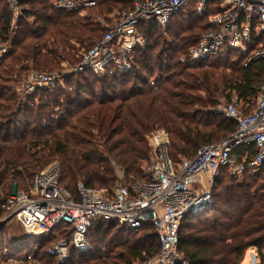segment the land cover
I'll return each mask as SVG.
<instances>
[{"label":"trees","instance_id":"trees-1","mask_svg":"<svg viewBox=\"0 0 264 264\" xmlns=\"http://www.w3.org/2000/svg\"><path fill=\"white\" fill-rule=\"evenodd\" d=\"M53 1L21 0L13 25L8 1L0 0V215L8 197L29 191L35 174L53 159L61 165L62 186L73 189L82 182L110 189L122 172L127 183L143 176L152 132L169 133V155L177 162L235 132L236 121L217 109L223 102L236 97L250 110L255 106L264 59L248 66L244 62L264 48V32H253L246 51L230 50L218 60L193 63L190 48L215 12L199 13L194 0L166 27L142 23L146 49H132L130 69L64 72L79 62L81 48L104 36L114 8L130 5L103 0L82 11H66ZM3 44L8 45L5 53ZM31 70L56 71L65 86L58 81L27 93L24 79ZM243 150L234 152L240 157ZM227 173L214 181L211 205L181 222L179 247L188 264H243L253 249L258 264H264V169L241 179ZM7 227L0 226V260L43 251L55 263L47 246L56 237H71L70 226L60 225L57 234L28 235L13 243L7 240ZM86 237L88 251L70 245L71 263L139 264L152 260L160 247L151 224L127 230L101 219L92 222Z\"/></svg>","mask_w":264,"mask_h":264},{"label":"built area","instance_id":"built-area-1","mask_svg":"<svg viewBox=\"0 0 264 264\" xmlns=\"http://www.w3.org/2000/svg\"><path fill=\"white\" fill-rule=\"evenodd\" d=\"M7 1L15 15V25L21 0ZM101 1L54 0L53 4L66 11H82ZM126 1L130 7L114 17L104 36L92 47L81 48L77 54L79 62L64 72L90 69L101 74L111 66L119 71L130 69L132 49L135 46L146 49L142 23L154 21L166 27L183 6L194 0ZM196 1L199 13L209 9L215 12L208 15L205 29L190 48L193 63L214 60L225 51H246L253 32H264V0ZM7 50L3 47L1 52ZM259 59H264V48L250 54L244 66ZM58 81L61 78L56 71L31 70L24 79V88L32 93L39 86L50 88ZM257 89L251 110L236 97L217 108L236 121L237 129L226 138L201 146L193 156H183L174 162L169 155V133L164 129L152 132L149 136L152 154L143 167V176L130 183L122 175L110 189L90 188L82 182L70 189L60 184V163H51L35 174L29 191H17L8 197L0 224L18 220L29 236H48L60 225L70 226V239L62 238L51 251L61 253L58 264L67 262L71 244L78 252L91 248L86 235L94 221H114L127 230L151 224L160 247L152 260L139 264H188L179 247L183 218L211 205L209 189L224 171L242 177L264 169V81L257 84ZM237 148L244 149L240 157L234 152Z\"/></svg>","mask_w":264,"mask_h":264},{"label":"rangeland","instance_id":"rangeland-1","mask_svg":"<svg viewBox=\"0 0 264 264\" xmlns=\"http://www.w3.org/2000/svg\"><path fill=\"white\" fill-rule=\"evenodd\" d=\"M5 2H7V0H5ZM9 3V2H8ZM113 3V2H112ZM120 6L121 5H118V6H116V8H114V11L112 12V13H110L109 15H108V18L110 19V21H109V23H107L108 25H110V24H112V22L114 21V17L118 14V13H120V12H122L124 9H120ZM88 11L89 10H87V11H84L83 13L85 14V13H88ZM12 17H13V21L15 20V15H14V13L12 12ZM205 27L206 26H204V28H203V30L205 29ZM203 30H201V32L203 31ZM200 32V33H201ZM199 33V34H200ZM199 34H198V37H199ZM181 40H183V39H179L178 40V42L179 41H181ZM3 47H6V49L8 48V45H6V44H3V45H1V49L3 48ZM228 51H225L224 53H222L220 56H218L216 59H214V60H212V61H215V60H218L220 57H222L223 55H225L226 53H227ZM130 54V56H131V53H129ZM232 57H234V56H236V53L235 54H233V55H231ZM64 65H67V64H64ZM60 84L62 85V86H65L64 85V82L63 81H61L60 82ZM224 104H226L227 102H223ZM240 104H244L242 101H241V103ZM245 105V104H244ZM150 136V135H149ZM149 136H148V140H149V144H150V147H151V153H150V156H151V154H152V146H151V142H150V138H149ZM150 159V158H149ZM58 161V159H53L49 164H47L46 165V167L48 166V165H50L51 163H53V162H57ZM149 161V160H148ZM147 161V162H148ZM59 162V161H58ZM146 164V162L144 163V165ZM144 165H143V167H144ZM44 169V168H43ZM123 174H121V176H122ZM233 176L232 174H230L229 172L226 174V176L227 177H229V176ZM226 176H225V178H226ZM230 176V177H231ZM243 177V176H242ZM242 177H239L240 179L242 178ZM214 184V183H213ZM210 192H211V190H212V186L210 187ZM15 193V192H14ZM7 233H8V235H7V240H11L12 239V242L13 243H18V242H22V240L23 239H25L27 236H28V234H27V232H26V229L23 227V225L18 221V220H12V221H10V222H8L7 223ZM58 233V231H56L55 232V234H57ZM62 238H57L56 237V241H54V242H52V243H50L47 247H49L48 249H46V248H44V250L46 249V250H48L49 251V254H51L52 256H54L56 259L55 260H57L55 263H53V262H49L48 261V259H47V257H45V254H44V252L42 251V253L40 252V253H35L34 255H33V257H32V259H28L27 257H25V255L24 254H20V255H13V256H9L8 258H4V259H2L1 258V260H0V264H58V263H60V255H61V253H58V252H51L52 250H54V247L57 245V243L61 240ZM67 255H68V260H67V262H64V263H62V264H85V263H80V262H75V263H71L70 262V253L69 252H67Z\"/></svg>","mask_w":264,"mask_h":264},{"label":"water","instance_id":"water-1","mask_svg":"<svg viewBox=\"0 0 264 264\" xmlns=\"http://www.w3.org/2000/svg\"><path fill=\"white\" fill-rule=\"evenodd\" d=\"M5 223H6V222L1 223L0 226L4 225ZM250 258H251V261H250L249 264H258V263H257V259H258L257 254H255V253H253V252L250 253Z\"/></svg>","mask_w":264,"mask_h":264},{"label":"crops","instance_id":"crops-1","mask_svg":"<svg viewBox=\"0 0 264 264\" xmlns=\"http://www.w3.org/2000/svg\"><path fill=\"white\" fill-rule=\"evenodd\" d=\"M256 253V251L253 249V250H251V251H249L248 252V255H247V257H246V259H245V261H244V263L243 264H249L250 263V261H251V258H250V253ZM257 263H258V259H257Z\"/></svg>","mask_w":264,"mask_h":264}]
</instances>
